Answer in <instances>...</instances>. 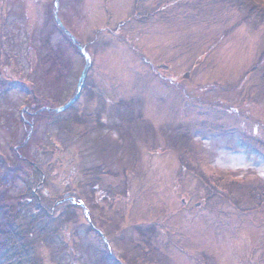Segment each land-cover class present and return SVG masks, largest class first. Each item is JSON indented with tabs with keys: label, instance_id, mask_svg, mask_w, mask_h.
Here are the masks:
<instances>
[{
	"label": "rangeland",
	"instance_id": "rangeland-1",
	"mask_svg": "<svg viewBox=\"0 0 264 264\" xmlns=\"http://www.w3.org/2000/svg\"><path fill=\"white\" fill-rule=\"evenodd\" d=\"M53 1L0 0L7 50L0 49V173L8 171L12 191L29 189L26 167L12 174L27 132L20 116L29 122L33 98L44 107L65 105L86 62H93L86 76L104 92V114H116L115 105L125 100L121 111L131 108L133 119L73 143L64 151L69 172L61 174L63 182L53 175L50 185L64 192L66 184L79 196L92 182L86 173L103 164L96 166L105 172L88 209L97 226L111 218L102 231L118 264L143 256L145 245L160 252L144 264H264V23L221 0H59L62 25L54 24L51 39L64 51L60 58L50 54L56 66L49 73L41 56ZM80 98V109L100 107L83 93ZM37 127L27 135L33 162L51 143L62 148L65 138L51 122ZM184 132L194 143L187 158L210 181L182 163L173 147L170 138ZM234 179L245 186L232 190ZM106 191L117 192L115 205ZM80 216L58 225L52 243L40 240L44 264H102L108 246L89 229L85 213ZM139 226L157 228L152 244Z\"/></svg>",
	"mask_w": 264,
	"mask_h": 264
},
{
	"label": "trees",
	"instance_id": "trees-1",
	"mask_svg": "<svg viewBox=\"0 0 264 264\" xmlns=\"http://www.w3.org/2000/svg\"><path fill=\"white\" fill-rule=\"evenodd\" d=\"M221 1H229L231 3H234L240 9L244 10L246 17L251 20L264 23V0ZM51 6L52 7L49 9L47 16L48 18L46 20L47 26L48 24L50 25V23L51 25H53V27L48 30L46 35V52H48L49 54H46L45 52L41 56V63L42 65L46 66L48 64V70L50 71L49 73H52V70L56 66V61L54 62L55 58L50 59V54H58L61 53V51H64L62 49V45L58 46V49L54 48L51 39V34L56 32L54 24H57L58 26L60 25L55 17L54 1ZM116 35L119 34L116 33ZM2 36L3 34L1 32L0 49L4 50L3 55H5L7 54V50L5 48V43L3 41ZM71 41L74 42L73 38L71 39ZM77 49H80L78 45ZM58 57L60 58L59 54ZM2 58L3 56L1 57V59ZM92 63L93 62L90 63V68H92ZM65 67H67V65H65ZM81 74L82 73L79 74V78ZM5 87L6 85L3 84V88ZM98 88L99 87H96V82L88 75L85 77V84L82 87L80 94L82 95L83 93V95L87 96L86 100H88V103L93 101H99L103 103L105 102V100L101 97L104 96V92H102ZM80 99L81 98L79 96L71 105H69L65 109L56 110L55 108L44 107L43 105L38 104L40 101L36 98H33V101L36 102L37 105L36 103L34 104L36 106V108L34 109V113H27L30 118L29 122L25 121V118L23 116H20V122L23 126H25L27 132L22 140L24 144L20 147V152L22 155H20L15 150L16 156L19 158V161L16 163V165L14 164L15 167L13 168V171L15 172H12V174L14 176L15 174H19L18 171L20 170V166L26 167L29 189L25 193L26 195L15 194L12 191L13 184L12 180H10L8 176V171L5 174L0 173V264H44L43 259L37 252V244L40 242L41 239H44V241L49 244L52 243L54 241L52 239L53 236L56 235L58 231H60L59 226L61 224H70V222H78V220H80L79 218L81 217L80 215L82 212L85 213L86 219L89 218L94 224L95 218L93 214H90L89 212L88 202L91 193L93 198L90 200L96 202V199L94 198L96 192L95 189L98 185L97 182L100 178L99 175L105 172V169L100 168L103 167V164L95 165V167H92L91 170H89V173H86V175L90 176L92 182L83 187V191H80L81 195L77 196V193L73 194L72 192V194L75 195V197H77L78 199L86 201V214L83 205L77 204L75 201L72 200L65 201L64 196L69 194V190H66V184L63 185L64 192H59L57 186L53 187L50 185V178L52 180V178L55 177L59 181L61 180V182H63L64 180L62 176H56V168L59 167V158H57L56 153H54L53 150L56 149L61 152V154L59 155L63 158L61 160L63 162L65 159L64 151H69L73 143L77 142L79 139L100 135L96 133L111 126L116 127V129H122L124 126H126V123L128 124V121L133 119V113L131 112V108H129L130 113L124 112L123 114V112L121 111V104L124 103L125 100H120V102L117 103L118 105H115L116 114H111V112H108L109 117L110 115L113 117L117 115V117H112V121H110L109 119V122H107L106 116L108 118V115L104 114V109L96 108V111L94 112L90 111L88 106L85 109H80L77 106V103ZM34 105L32 107H34ZM42 106L43 108L39 110V108ZM35 118L36 120H38L39 125L44 122H51L57 129V137H59L60 135H64L65 138L64 140H62L63 143H61L62 148L60 146L56 148H51L50 146L54 144L51 143L49 144V146L47 145L43 148L42 154L44 158L38 159L37 161L33 162V158L30 156L29 153V149L31 146V138L30 136L27 138V135L29 133V129H31V135L34 130L38 128V124L35 126L32 125L36 121H33ZM119 125H123V127ZM170 139L173 147L176 148V150L180 151V159H182L181 162L183 161L185 164L187 163L188 166H190L193 170H196L197 172H199L200 175L202 174L205 178H207V180L210 181V177L207 176L201 165H199L198 162H194V164H197L194 165L187 158L189 154L186 155V151L189 152V149L191 151V149L194 148V143L192 139L188 137V132H184L181 134V136ZM94 141L96 142V140ZM97 141L100 142L102 140L98 137ZM107 147V145L104 147V151L107 150ZM96 166L100 167L96 168ZM61 169H65L63 171V174L69 172L66 168ZM53 175L54 177H52ZM219 177L222 178L223 176ZM230 182L231 183L229 184L232 190H234L236 188L235 186L237 185L245 186V180L234 179ZM213 187L215 190H217L215 186ZM253 193L255 192H251V194ZM84 195L86 198L84 197ZM91 207L92 204L90 205V208ZM79 209H82L83 211L79 212ZM49 222L54 223V225H50ZM89 229L93 230L94 228L90 225ZM138 230L140 235L146 236V242L152 244L153 238L155 237L157 232V228L155 226H139ZM149 248L150 249L148 250V248H146V245L143 246L144 255L140 257H133L130 263L144 264V262L140 261H145L147 257L153 258L155 257V254L160 252L157 246ZM101 255L102 264L119 263L118 260H115L113 258L109 246L103 250Z\"/></svg>",
	"mask_w": 264,
	"mask_h": 264
},
{
	"label": "flooded vegetation",
	"instance_id": "flooded-vegetation-1",
	"mask_svg": "<svg viewBox=\"0 0 264 264\" xmlns=\"http://www.w3.org/2000/svg\"><path fill=\"white\" fill-rule=\"evenodd\" d=\"M95 102H98V101H95ZM100 103V102H99ZM104 104H105V102H103V103H101L100 104V109H103L104 108ZM89 110L91 111V109L89 108ZM104 112H106V111H104ZM54 151V153H56V156H57V158H59V167H57L56 168V176H61V174L63 173V171L65 170V169H61V168H63V162L61 161L63 158L59 155V151L58 150H53ZM69 194H67L66 196H64V198H65V201H69V200H72V201H75L77 204H81V205H83V208H84V210H85V212H86V206H87V203H86V201L84 200V201H82V200H80V199H78L77 197H75V195H73L72 193H70V192H68ZM117 192H110V191H106V192H104V194L106 195L105 197L106 198H110V201L112 202V204H110V205H115L116 204V202H117V200H118V197H117V194H116ZM90 197H89V201H90ZM89 203V202H88ZM86 204V205H85ZM102 210V209H101ZM81 211H83L82 209H79V212H81ZM103 212V211H102ZM86 214H87V212H86ZM87 218H88V216H87ZM88 220V222H89V225H91L98 233H99V235L103 238V240H104V242L107 244V246H109V241H108V239H107V237H106V235H105V233L102 231V226H105V225H109V224H111V218H109L107 215L105 216V217H102V226H97V225H95V223L93 224V222L88 218L87 219ZM117 228V227H116ZM99 229L102 231L101 233L99 232ZM116 231V230H115ZM113 256V255H112ZM113 258H114V256H113ZM116 260H118V259H116ZM119 261V260H118Z\"/></svg>",
	"mask_w": 264,
	"mask_h": 264
},
{
	"label": "water",
	"instance_id": "water-1",
	"mask_svg": "<svg viewBox=\"0 0 264 264\" xmlns=\"http://www.w3.org/2000/svg\"><path fill=\"white\" fill-rule=\"evenodd\" d=\"M55 6H56V10H55V17H57V12H58V6H59V0H56L55 2ZM74 39V37H73ZM82 51L84 52V54L86 55V52L84 49H82ZM85 83V69L84 71L82 72L81 74V77H80V82H79V85H78V88H77V92L75 94V96L70 100L68 101L65 105L61 106V107H58V108H55L56 110H63L65 109L66 107H68L69 105H71L79 96H80V93H81V89L83 87ZM17 149V147H16ZM100 232H102L101 230H99Z\"/></svg>",
	"mask_w": 264,
	"mask_h": 264
}]
</instances>
